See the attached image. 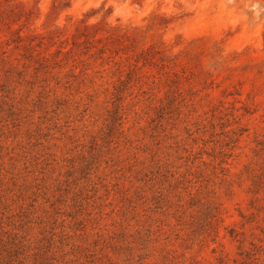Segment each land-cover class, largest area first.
<instances>
[{
	"label": "rangeland",
	"instance_id": "374dc122",
	"mask_svg": "<svg viewBox=\"0 0 264 264\" xmlns=\"http://www.w3.org/2000/svg\"><path fill=\"white\" fill-rule=\"evenodd\" d=\"M0 264H264V0H0Z\"/></svg>",
	"mask_w": 264,
	"mask_h": 264
},
{
	"label": "trees",
	"instance_id": "16d2710c",
	"mask_svg": "<svg viewBox=\"0 0 264 264\" xmlns=\"http://www.w3.org/2000/svg\"><path fill=\"white\" fill-rule=\"evenodd\" d=\"M19 38V36H18ZM31 48V47H30ZM41 60V66L43 67H47L49 65V58L45 57V56H41V58H39Z\"/></svg>",
	"mask_w": 264,
	"mask_h": 264
}]
</instances>
